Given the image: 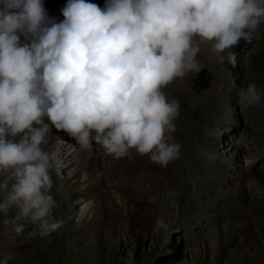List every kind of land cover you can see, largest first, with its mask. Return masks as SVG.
I'll list each match as a JSON object with an SVG mask.
<instances>
[{"label": "clouds", "instance_id": "obj_1", "mask_svg": "<svg viewBox=\"0 0 264 264\" xmlns=\"http://www.w3.org/2000/svg\"><path fill=\"white\" fill-rule=\"evenodd\" d=\"M60 11L56 22L43 0H0V214L13 238L63 224L51 191L59 153L45 147L53 128L85 151L121 159L134 149L165 167L181 145L179 105L162 89L201 70V45L234 65L231 49L264 24V0H67ZM238 97L259 106L264 89L249 83ZM11 259L0 253V264Z\"/></svg>", "mask_w": 264, "mask_h": 264}, {"label": "rangeland", "instance_id": "obj_2", "mask_svg": "<svg viewBox=\"0 0 264 264\" xmlns=\"http://www.w3.org/2000/svg\"><path fill=\"white\" fill-rule=\"evenodd\" d=\"M43 3L63 19L67 0ZM231 51L234 65L201 45V70L162 89L179 105L181 145L165 167L134 149L121 159L96 144L85 151L53 128L45 147L59 153L51 191L63 224L43 239L28 238L30 227L13 238L0 214L9 264H264V102L243 108L238 97L249 83L264 89V24ZM159 219L171 221L167 232Z\"/></svg>", "mask_w": 264, "mask_h": 264}]
</instances>
